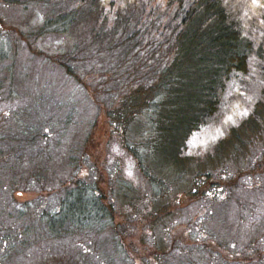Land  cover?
I'll use <instances>...</instances> for the list:
<instances>
[{
	"label": "trees",
	"instance_id": "16d2710c",
	"mask_svg": "<svg viewBox=\"0 0 264 264\" xmlns=\"http://www.w3.org/2000/svg\"><path fill=\"white\" fill-rule=\"evenodd\" d=\"M43 1L44 19L31 38L85 28L73 46L82 63L76 66L70 56L51 60L96 105L95 118L72 146L76 155L63 152L62 160L66 155L68 159L62 166L69 165L70 172L76 166L84 175L81 181L69 184L67 176L55 175L48 164L51 155L37 170L16 176V168L30 159L27 154L20 157L21 148L46 150L53 138L61 140L79 127L74 126V109L69 105L66 111L67 102L46 90L33 92L29 101H36L45 116L37 120L48 123L50 131L42 133L29 115L23 116L26 105L18 104L13 76L18 79L27 69L20 75L17 65L6 63L15 51L5 36L17 33L10 25L0 30V72H8L6 84L0 81V99L9 102L0 107V264L10 256L9 264L21 259V250L24 258H33L31 247L39 250L46 237L75 236L73 232L84 229L101 237L102 244L115 241L111 262L104 256L101 264H135L124 250L126 231L116 222L120 208L125 219L142 228L141 239L146 241L150 232L148 242L161 264H264L259 233L264 217L256 212L264 205V0H63V7L61 0ZM113 5L110 17L108 7ZM0 24L5 26L1 18ZM30 49L35 59L41 56ZM87 78L98 82L89 87ZM74 98L69 95V100ZM41 105L50 108L44 113ZM100 110L110 133L134 161L144 188L108 170L111 184L102 190L93 178L94 168L90 175L85 148ZM241 178L247 186H238ZM22 190H45L49 196L20 203L14 194ZM225 204L226 213L220 210ZM30 206L33 213L37 210L34 222L26 213ZM190 206L206 211L197 222L198 231L187 235L190 240H176L182 244L176 252L168 235L186 211L191 213ZM194 241L207 245L185 250ZM242 245L244 259L239 257ZM88 253H77L79 264H95Z\"/></svg>",
	"mask_w": 264,
	"mask_h": 264
},
{
	"label": "rangeland",
	"instance_id": "374dc122",
	"mask_svg": "<svg viewBox=\"0 0 264 264\" xmlns=\"http://www.w3.org/2000/svg\"><path fill=\"white\" fill-rule=\"evenodd\" d=\"M43 3V0H17L14 5L0 4V18L2 22L5 23V26L0 24V30L2 31L7 28V25H10L17 33L14 34L15 36L12 35V38L5 36V38L9 40L10 47L15 51V59L13 58V60H9L6 63L13 62V64L17 65V73L20 75L21 71H23L22 69H27L26 75H18V79L14 77L17 76V74H14L13 76V81L17 86V91H19L18 95L20 98L18 104L21 108L26 105L24 108L25 114H23V116L29 115L28 120H30V122H35V126H40L42 128V133H44V130L49 132L51 128H49L48 123L41 122L39 119L37 120L38 117L43 116V118H45V116L42 112L38 111L39 109L37 110L35 106L36 101H29V95L33 94V92L40 93L44 90H46V92L53 93L55 98L59 101H66L68 104L65 106L66 111L69 109V105L74 109V111L77 113L75 116H73L74 123L77 124L74 125L73 123V125L75 127L78 126L79 128L77 131L69 129L71 130V133L67 132V136H62L60 138L61 140H59L57 137H55V139L53 138V146L46 150L21 148L19 151L20 157L27 154L30 159H28L26 163L23 162L21 164V168H16L17 171L15 173H17L16 176H18L19 173L26 175L32 170H37L39 168L38 165H41L43 160H47V156L51 155L48 163L50 169L55 168L53 171L55 175L62 173V175L67 176L69 179V184H71L72 181H81V178H84V175L80 171L77 172L76 166L74 165L72 166L71 172L69 171V165L67 168L62 166L68 159V155H66L65 161L62 160L64 157L63 152H71L73 157L76 155L72 146L78 140V136H82L81 133H83V129L86 130L90 127V120L95 118L94 107L96 105L94 104L95 106H92L90 98H88L86 93H83L81 90H79L74 85L75 82L69 80V78L53 64L54 62L51 60V58L66 59L68 57L69 59L70 56L73 59L72 62L75 60L74 63L76 66L78 64L77 61L82 63V60L80 59L82 54L80 52L74 51L73 46L76 42L75 37L78 38L80 35L79 38H82L85 28L82 29L76 26V28H73L74 30L71 28L70 32L68 28L66 34H64L65 36L45 34L41 37L33 36V38H31V35L37 31L39 25L44 19L46 6L42 5ZM64 4L65 1L61 0V7H63ZM108 10H110L111 13V11L116 10V6L113 5L108 7ZM109 16L112 17L113 14L111 13ZM3 33L6 34L8 32L3 31ZM26 39L31 43L27 42ZM30 48H35L33 49V51H35L34 53L40 51L41 56L35 59L30 53ZM16 53H18L17 58ZM6 67L2 68L5 69ZM7 75V70H2L0 72V81H2L4 84H6L5 77H7ZM97 82V79H94L92 82H89L88 78L86 80V84L89 87H93ZM25 89L27 92L23 93V90L25 91ZM20 91H22V93H20ZM87 91L90 92L91 88H88ZM70 94L75 96L74 100H69ZM37 99L38 97L35 98V100ZM31 101H33L32 105L34 104V109L32 108ZM86 101H88L89 104ZM7 105H9L8 99L6 101V99L2 97V99H0V107H6ZM49 108V105H41V109L44 113L47 112L46 109ZM54 111L58 112L56 110ZM58 114L61 117L66 115L64 110H62V112H58ZM97 116L96 123L94 124L91 134L88 137L89 143L85 148L90 158V175L92 169L94 168L93 178L99 179V185L102 190H107V188H109L108 185L111 184L108 179V170L119 171L128 180L127 182L132 183L134 187H137L138 189L144 188L143 179L136 169L134 161L124 150L120 148L118 137L115 136V134L110 133L111 128L107 123L104 111H98ZM77 117H80L81 119L79 122L76 121ZM25 120L27 121V119ZM25 138V136L18 137L19 140H23ZM69 156L71 155L69 154ZM57 166H59V168ZM81 167L83 170L88 168L87 165H81ZM86 179H88L87 175ZM241 179L242 183L238 184V186H247L244 179ZM247 192H242L241 194L242 197L249 199L250 194ZM224 194H226V192ZM38 196H44L46 198L49 196V194L45 190H22L15 192L14 200L20 203L25 201L33 203L36 201L35 199ZM48 205L51 206L52 202L46 204L45 207ZM29 208V210H26V213L29 219L33 220L32 222H34L37 210L35 213H33V207L30 206ZM200 209L190 206L189 211H191V213L186 211V217L181 219L182 222L177 224L174 229L170 230L168 240L173 244L176 252H179L176 249L178 246L182 247V244L176 242V240L186 242V240H190L187 236L190 231L195 233L198 231L197 222L199 221L201 214L206 211V209H203L201 213ZM220 210L226 213L228 211V205L225 204L220 208ZM256 212L257 215H259V217L262 219L264 217V215H262L264 214V205H261L259 209H256ZM123 213V208H120L119 212L115 213V216L116 222H119L118 225H121V227L126 231V234L122 235V242L125 246L124 250L128 257H132L135 264H161L157 260L153 245L149 244L148 242V235H150V232H147L145 236L146 241L141 239L142 228H140L139 225L135 227V224H132V219H125ZM117 214L121 216H117ZM263 221L264 219H262V222ZM35 222L39 224V221ZM89 231L90 229L77 230V232H73L75 236H64L65 238L61 237L53 239L52 237H46L44 240H39V250H36L34 246L31 247L34 254L33 258L30 256L28 258H24L23 255L25 254V251L21 250V259L18 260V258L15 257L10 264H45L48 262L51 264L53 262L56 264H79L78 260L76 259L78 256L77 253H80L81 250L85 249L90 251V253H88L89 258L93 260L95 264H101L100 262L105 260L104 256L106 257L107 261L111 262V254L115 253V241L113 244L110 241L102 244L103 239H101V237L99 238L90 236V232L92 231ZM259 233L264 238V228H261ZM109 238L110 236L107 237V240H109ZM243 243H245V241H243ZM28 245L30 246L31 244L28 243ZM201 245H207V243L200 244L195 243L194 241L192 243H187L184 248L185 250L190 248L199 250ZM100 246L102 249H100ZM208 250H210L209 247H207V251ZM241 250L242 251L239 254V257L244 259L247 253L244 245L241 246ZM10 258L11 256L6 260V264H9Z\"/></svg>",
	"mask_w": 264,
	"mask_h": 264
},
{
	"label": "snow or ice",
	"instance_id": "6c2138e0",
	"mask_svg": "<svg viewBox=\"0 0 264 264\" xmlns=\"http://www.w3.org/2000/svg\"><path fill=\"white\" fill-rule=\"evenodd\" d=\"M254 2H255V0H254Z\"/></svg>",
	"mask_w": 264,
	"mask_h": 264
}]
</instances>
